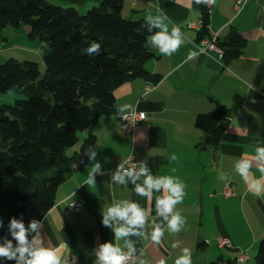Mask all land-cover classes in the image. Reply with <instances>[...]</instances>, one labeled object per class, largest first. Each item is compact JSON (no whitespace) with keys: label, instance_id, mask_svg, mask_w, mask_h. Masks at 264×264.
Returning a JSON list of instances; mask_svg holds the SVG:
<instances>
[{"label":"crops","instance_id":"1","mask_svg":"<svg viewBox=\"0 0 264 264\" xmlns=\"http://www.w3.org/2000/svg\"><path fill=\"white\" fill-rule=\"evenodd\" d=\"M46 1L84 13L102 0ZM120 1L122 16L133 20L145 19L150 12L155 15L159 7L180 27L184 38L183 45L171 56L149 47L154 57L143 65L157 82L134 78L121 84L113 91L114 114L99 117L90 130L95 137L93 147L106 172L133 155L138 162L146 160L154 175L178 177L186 186L184 200L177 205L186 220L184 230L178 234L166 230L162 246L155 245L150 237H130L136 243V264L141 259L157 264L161 258L166 264H174L185 247L191 250L192 264H257L258 244L264 238V194L256 196L249 191L235 164L245 154L248 158L254 156L256 146H264V0H250L237 16L232 10L235 0H216L208 14L207 30L216 33L222 44L231 34L238 35L239 54L229 58H219L216 53L198 54L191 59L189 53L198 52V33L187 25L197 21L200 4L195 0ZM29 30L23 24L0 30V63L8 59L29 61L44 70L48 46L42 40L31 39ZM7 100L0 97V106ZM125 104L145 114L130 134L119 130L117 108ZM218 108H223L229 118L214 148L203 143V133L195 125L198 115ZM88 135L80 134V143ZM173 154L178 159L170 161ZM91 167L87 162L84 169L74 171L62 183L54 195L53 207L42 219L45 243L53 247L67 243L75 264H93L99 244L116 243L113 232L102 226V210L113 199H129L146 209L151 206V221L155 218V196L160 195L154 193L149 202L137 196L131 184H110L108 175L97 176L95 186L86 185ZM251 172L260 177L256 167ZM221 173L227 181L219 179ZM227 185L232 195H226ZM72 202L78 203L81 210L66 214L64 208ZM221 239L230 241L231 247H220ZM177 242L180 246L173 248ZM241 254L248 259L240 263L237 258Z\"/></svg>","mask_w":264,"mask_h":264},{"label":"trees","instance_id":"2","mask_svg":"<svg viewBox=\"0 0 264 264\" xmlns=\"http://www.w3.org/2000/svg\"><path fill=\"white\" fill-rule=\"evenodd\" d=\"M199 9L202 34H207L209 16L204 4ZM121 12L120 0H102L84 13L46 0H0V30L27 25L29 37L44 41L49 50L43 75L34 62L8 59L0 64V94L22 97L0 106V239L8 236L13 217L26 226L32 219L42 221L62 183L84 169L83 152L95 142L90 130L99 117L115 112L113 91L134 78L157 82L143 65L154 57L144 46L150 35L142 27L145 19L125 18ZM92 41L102 46L98 56L84 54ZM217 44L223 58L236 57L241 39L231 34ZM228 118L223 108L197 116L204 144L217 147ZM85 132L89 135L79 152L67 156ZM256 253V263L264 264V238Z\"/></svg>","mask_w":264,"mask_h":264},{"label":"clouds","instance_id":"3","mask_svg":"<svg viewBox=\"0 0 264 264\" xmlns=\"http://www.w3.org/2000/svg\"><path fill=\"white\" fill-rule=\"evenodd\" d=\"M196 4L215 5L216 0H195ZM148 33L144 46L154 47L163 56H171L178 51L184 43L183 33L179 26L172 23L167 14L156 8V14L148 13L142 26ZM101 44L92 41L84 50V54L94 57L101 54ZM200 52L192 51L189 59ZM132 105H121L117 113L122 119H127V114L132 111ZM84 158L91 163L85 181L86 185L95 186L96 177L108 175L110 184L128 186L137 196L145 197L149 202L155 196V218L151 221L149 216L153 209L141 207L137 202L129 199H113L111 204L102 210V226L109 228L114 234V241L104 242L94 250L93 264H136V243L130 237L140 239L149 238L158 246L163 245L165 231L178 234L184 230L186 220L177 210L186 195L185 184L178 177L170 175H154L146 160L133 162L130 156L127 160L120 161L117 167L106 172L102 162L98 159L99 152L94 147H89L83 152ZM173 154L170 161L177 160ZM83 163V160L81 161ZM256 167L260 177L256 178L251 169ZM173 171H175L173 169ZM235 171L243 181L249 185V191L254 195L264 194V146H256L255 154L251 158L245 154L235 164ZM220 180L227 181L228 177L221 173ZM74 195V194H73ZM159 221V222H158ZM3 221L0 220V228ZM43 222L32 219L26 226L22 219L11 218L8 224V236L0 239V261H13L14 264H74L75 258L71 257V249L67 243H60L53 247L45 243ZM10 237V238H9ZM122 241L123 243H119ZM179 243H173L172 247H179ZM143 252H141V256ZM139 264H149L146 260H139ZM157 264H166L161 258ZM174 264H192V253L187 247L182 249L174 261Z\"/></svg>","mask_w":264,"mask_h":264},{"label":"built area","instance_id":"4","mask_svg":"<svg viewBox=\"0 0 264 264\" xmlns=\"http://www.w3.org/2000/svg\"><path fill=\"white\" fill-rule=\"evenodd\" d=\"M249 1L250 0H235V3L233 5L232 10L234 11L236 16L239 15L244 10L243 8H245L246 4ZM211 7H212V5L211 6L205 5L204 11H206L207 14H210ZM202 22H203V15L200 13L197 21L189 23L187 25V27L189 29H193L198 33V36H197L198 40L196 42V50H198V52H200V49H204V52L202 54L208 55L210 53H216L219 56V58H222L224 52L222 49L219 48V46L217 44L218 43V36H216V33L214 34L208 30H207V34H202V32H203ZM147 89H145V90L148 91ZM144 115L145 114L142 112H138L135 110L130 111L127 114V119H122L120 117V125H119L120 129L119 130L123 134H130L133 131V128H135L139 123H141L145 119ZM130 156L133 157V162H138V161H136V159L133 155H130ZM230 188L231 187L229 185L226 186V188H225L226 195H232ZM64 210H65L66 214H71V213L76 214V213L80 212L81 209H80V205L78 203L72 202V203H69L68 206L66 208H64ZM218 243H219L220 247H231V243L227 239H221L218 241ZM247 259H248V257L245 254H241L237 258V261L241 263V262L246 261ZM74 264H75V261H74ZM130 264H131V262H130Z\"/></svg>","mask_w":264,"mask_h":264},{"label":"rangeland","instance_id":"5","mask_svg":"<svg viewBox=\"0 0 264 264\" xmlns=\"http://www.w3.org/2000/svg\"><path fill=\"white\" fill-rule=\"evenodd\" d=\"M0 64H2V63H0ZM43 68V67H42ZM42 68H40V70H41V72H40V74L41 75H43V73H44V70L42 69ZM0 97H6L8 100L6 101L7 103H4V104H6V105H13L14 104V102L16 101V100H18V99H21L22 97L21 96H18L15 92H9V93H7V94H0ZM82 143V142H81ZM80 139H79V141H78V144H75V146L74 147H72V148H70V149H67V151H66V155L67 156H72L73 154H74V149H76V148H78V152H79V148H80Z\"/></svg>","mask_w":264,"mask_h":264}]
</instances>
